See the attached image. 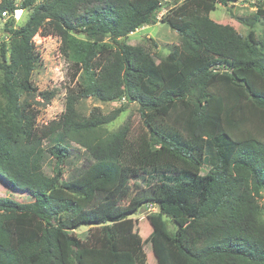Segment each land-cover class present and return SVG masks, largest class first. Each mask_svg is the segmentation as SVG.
<instances>
[{
  "label": "trees",
  "instance_id": "obj_1",
  "mask_svg": "<svg viewBox=\"0 0 264 264\" xmlns=\"http://www.w3.org/2000/svg\"><path fill=\"white\" fill-rule=\"evenodd\" d=\"M15 1L0 0V17L29 14L17 28L13 18L3 26L0 176L32 202L0 197V264H145L144 243L156 264H264V40L209 18L216 2L242 0L174 3L160 22L180 46L160 62L124 40L156 24L159 0ZM257 17L264 21V11L239 21L252 27ZM38 33L59 39L72 80H81L42 128L39 102L21 100L36 93ZM37 95L49 103L55 93ZM86 98L121 106L83 116L76 105ZM130 104L142 129L99 135ZM70 143L85 159L63 179ZM145 205L157 212L146 217L151 233L142 241L131 217Z\"/></svg>",
  "mask_w": 264,
  "mask_h": 264
},
{
  "label": "rangeland",
  "instance_id": "obj_2",
  "mask_svg": "<svg viewBox=\"0 0 264 264\" xmlns=\"http://www.w3.org/2000/svg\"><path fill=\"white\" fill-rule=\"evenodd\" d=\"M23 1L24 0H16L15 5L19 7ZM43 1L44 0H36L35 3H41ZM159 1L162 3V10L156 17V24L138 29L124 39L128 45H143L154 57L156 62L163 61L171 52L178 49L180 46L179 35L167 27V25L161 23L160 19L169 8L173 7L174 3L179 4L183 0ZM258 9L264 11V0H242L234 5L227 6H222L216 2L214 4V9L209 14V18L218 24L232 26L235 31L243 37H252L256 41H262L264 40V21L260 17H257V22L252 27L239 21V19L251 20L252 17L256 15ZM19 10L22 11V14L19 20L14 19L13 25L15 28L24 24L29 14L28 9H18V11ZM7 20L6 17H0V45L6 40L3 26ZM78 37L83 38L82 36ZM32 41L35 46V52L37 53V62L31 74V82L36 88V93L32 96L22 95L21 100H27L31 104L39 102V105H34L39 112L35 123L38 128H42L60 117L64 112L65 98L68 89L73 88L75 84L81 83V80L80 76L72 80L73 68L70 66L68 60L61 54L59 50L60 41L57 37H43L38 33ZM44 91H52L55 93V96L49 103L41 100L40 96L37 95ZM120 106L121 102L102 103L93 98H86L78 101L76 110L80 115L88 116L94 108H97L102 115H110ZM138 108L137 104L128 105L125 111L120 113L112 123L99 130V135L105 137L117 131L125 124L131 126L134 134L138 133L142 129ZM69 149L71 157L63 167V179H67L72 172L71 170L80 166L85 159L84 150L80 146L70 143ZM43 168L47 173H50L48 163H46ZM207 170L208 167H203L201 173L205 174ZM0 197L9 198L22 203L32 202L31 197L9 190L1 176ZM261 197L262 198L259 200L261 208L260 219L264 222V193H262ZM156 212V209L152 206L145 205L131 217L133 221V232L137 234L142 241H145L151 233V227L146 217ZM164 220L167 221L169 233L173 234L175 227L166 218H164ZM89 229L90 227H80L75 231V234L81 238ZM143 252L146 259L145 264H156L149 243L143 244Z\"/></svg>",
  "mask_w": 264,
  "mask_h": 264
},
{
  "label": "built area",
  "instance_id": "obj_3",
  "mask_svg": "<svg viewBox=\"0 0 264 264\" xmlns=\"http://www.w3.org/2000/svg\"><path fill=\"white\" fill-rule=\"evenodd\" d=\"M18 12V10H15L14 12H13V14L11 13V14H8V13H6V12H4V13H2L1 14V17L2 18H7V19H9V18H13V19H16V20H19L18 19V17L16 16V13ZM15 13V14H14Z\"/></svg>",
  "mask_w": 264,
  "mask_h": 264
},
{
  "label": "bare ground",
  "instance_id": "obj_4",
  "mask_svg": "<svg viewBox=\"0 0 264 264\" xmlns=\"http://www.w3.org/2000/svg\"><path fill=\"white\" fill-rule=\"evenodd\" d=\"M21 14H22V11H20V10L16 13V16L18 17V19L21 17Z\"/></svg>",
  "mask_w": 264,
  "mask_h": 264
}]
</instances>
